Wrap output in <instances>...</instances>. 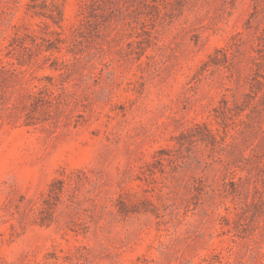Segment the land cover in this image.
<instances>
[{
    "label": "rangeland",
    "instance_id": "obj_1",
    "mask_svg": "<svg viewBox=\"0 0 264 264\" xmlns=\"http://www.w3.org/2000/svg\"><path fill=\"white\" fill-rule=\"evenodd\" d=\"M0 61V264H264V0H0Z\"/></svg>",
    "mask_w": 264,
    "mask_h": 264
},
{
    "label": "trees",
    "instance_id": "obj_2",
    "mask_svg": "<svg viewBox=\"0 0 264 264\" xmlns=\"http://www.w3.org/2000/svg\"><path fill=\"white\" fill-rule=\"evenodd\" d=\"M85 8L84 9H87V8H89L90 6L88 5V3H86L85 4V6H84ZM28 11L29 12H34L35 14H37V15H42L43 14V12L42 11H39L38 10V7L37 6H34V7H28ZM52 13L51 14H47V16L49 17V18H51L55 23H58V21H57V19H56V17H55V15H54V11L53 10H50ZM61 12L62 11H59V14H61ZM44 14H46V13H44ZM1 62V61H0ZM1 63H3V62H1ZM7 63L9 64V65H11V67H14V65H15V63H12V62H10V61H7ZM18 64H20V65H23L21 62H19ZM5 69H6V66H2L1 68H0V71L1 72H3V71H5ZM18 72V73H17ZM12 74L14 75V78L16 79V80H18L19 81V83L21 84V86H22V88H24L25 89V92H26V95L28 96V97H30V98H32V99H35V103H38V102H43V101H47V100H49V97L51 96H54L55 95V93L53 92V91H51V90H49V92H48V98H46V96H44L43 95V93H44V91H42L40 88H39V86L38 85H34L33 87L31 86V85H27L28 83H29V79H28V77H27V75H26V71H18V69H14L13 71H12ZM27 85V86H26ZM38 88V89H37ZM37 89V90H36ZM57 182L59 181V182H61V183H64L65 181L64 180H56Z\"/></svg>",
    "mask_w": 264,
    "mask_h": 264
}]
</instances>
